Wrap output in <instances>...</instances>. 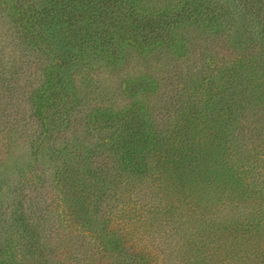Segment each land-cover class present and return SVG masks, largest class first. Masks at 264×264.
<instances>
[{"label":"trees","instance_id":"16d2710c","mask_svg":"<svg viewBox=\"0 0 264 264\" xmlns=\"http://www.w3.org/2000/svg\"><path fill=\"white\" fill-rule=\"evenodd\" d=\"M186 62L179 84L223 89L219 101L184 108L181 134L192 133V114L205 113L227 134L250 107L263 108L264 0H0V264H63L56 249L69 240L50 227L59 206L122 254L124 235L106 213L120 190L158 164L172 189L207 207L219 190L249 195L251 184L223 153L190 147L164 159L165 122L144 101ZM100 69L120 73L128 105L97 103ZM21 142L31 154L26 164L13 160ZM38 163L53 168L56 203ZM245 220L225 226L250 236L256 218ZM242 254L236 261L264 264V247Z\"/></svg>","mask_w":264,"mask_h":264},{"label":"rangeland","instance_id":"374dc122","mask_svg":"<svg viewBox=\"0 0 264 264\" xmlns=\"http://www.w3.org/2000/svg\"><path fill=\"white\" fill-rule=\"evenodd\" d=\"M188 63L173 71L172 84H157L154 94L144 101L150 114L165 122L161 124L162 134L171 146L164 159L174 161L175 151L185 152L190 147L204 153H223L237 173L251 184L249 195L239 199L233 193L219 190L217 204L207 207L205 201L199 202L187 191L172 189V177L158 164L150 178L133 180L127 189L120 190L106 213L109 226L124 235L123 240H118L123 255L107 244L109 240H98L93 230L72 221L62 207L51 213V230L65 233L69 240L65 249H56L63 264H135L136 258L143 259L139 264H242L243 260L239 262L236 258L242 257L248 246L251 251L264 247V107L258 110L250 107L245 116L230 124L227 134L213 125L205 113L192 114L193 134H181L177 123L184 108L205 107L219 101L223 89V84H179ZM96 73L103 81L92 85L96 87L97 103L116 102L119 109L128 105L129 100L121 94L125 84H119L120 73L109 69ZM13 154L16 163L31 160L30 151L22 142L15 146ZM38 165L45 174L48 201L56 203L60 189L51 188L53 168L44 163ZM219 189H223L221 184ZM250 216L256 218L257 224L250 236L237 238L225 226L236 219L245 225L248 223L245 218ZM249 255L256 257L252 252Z\"/></svg>","mask_w":264,"mask_h":264}]
</instances>
